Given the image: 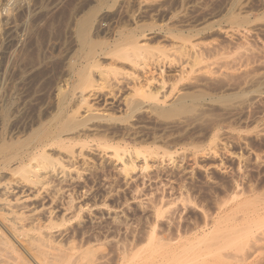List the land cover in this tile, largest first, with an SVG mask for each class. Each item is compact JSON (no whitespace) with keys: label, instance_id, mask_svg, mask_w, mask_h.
Masks as SVG:
<instances>
[{"label":"rangeland","instance_id":"374dc122","mask_svg":"<svg viewBox=\"0 0 264 264\" xmlns=\"http://www.w3.org/2000/svg\"><path fill=\"white\" fill-rule=\"evenodd\" d=\"M23 1L0 31V229L34 209L24 233L75 264H264V0Z\"/></svg>","mask_w":264,"mask_h":264},{"label":"bare ground","instance_id":"6f19581e","mask_svg":"<svg viewBox=\"0 0 264 264\" xmlns=\"http://www.w3.org/2000/svg\"><path fill=\"white\" fill-rule=\"evenodd\" d=\"M4 1V0H3ZM23 0H5L4 1V3H3V5H1V7H0V11L1 10H4L5 12H6V14L5 15H2L1 13H0V31H6L5 29H9L12 25H11V11H14L15 9V7H19V5L20 6H22L23 7V5L25 6V4H26V6H27V3L25 2V1H23ZM27 1V0H26ZM25 2V4H23ZM21 3L23 4V5H21ZM30 5V4H29ZM31 6V5H30ZM41 7V6H40ZM24 8H26V7H24ZM27 8H28V6H27ZM26 8V9H27ZM30 8V7H29ZM14 9V10H13ZM17 9V8H16ZM25 9V10H26ZM33 9V8H32ZM15 12V11H14ZM28 12H30V10L28 9ZM23 15H25V13L23 12L22 13ZM21 14V15H22ZM14 15H16V17H18V15H17V13L16 14H14ZM13 15V16H14ZM20 15V16H21ZM16 17H14V18H16ZM23 17V16H22ZM19 18V17H18ZM22 18H20V20H21ZM28 19V18H27ZM27 19H26V21H27ZM23 20V19H22ZM15 21V20H14ZM17 21H19V20H17ZM20 22V21H19ZM40 22V21H39ZM16 23V22H15ZM25 23V22H24ZM29 23V22H28ZM14 24V23H13ZM17 24H19V23H17ZM16 24V25H17ZM15 25V24H14ZM15 25V26H16ZM20 25H22V24H20ZM25 26V25H24ZM24 26H23V28H24ZM13 28H14V26H13ZM18 29V28H17ZM12 30V29H11ZM10 30V31H11ZM15 30H16V28H15ZM20 30V29H19ZM21 30H22V28H21ZM32 30H33V28H32ZM31 30V31H32ZM18 31V30H17ZM22 31H24V30H22ZM14 32V31H13ZM12 31H11V36H13L12 35V33H13ZM20 32V31H19ZM3 33V32H2ZM18 33V32H17ZM32 33V32H31ZM20 34V33H19ZM4 35H5V32H4ZM3 35V36H4ZM9 35V34H8ZM31 35V34H30ZM0 36H1V34H0ZM15 36H16V34H15ZM18 36V35H17ZM2 37V36H1ZM4 38V37H3ZM7 38H8V36H7ZM11 38V37H10ZM9 38V39H10ZM12 38H16V37H12ZM11 38V39H12ZM30 38V37H29ZM8 39V40H9ZM2 40V39H1ZM13 40V39H12ZM20 40V39H19ZM228 40V39H227ZM22 41V40H21ZM229 42V41H228ZM11 43V42H10ZM236 43V42H235ZM234 43V44H235ZM25 44V43H24ZM136 44V43H135ZM232 44V43H231ZM136 45H138V47L136 46ZM135 45V47L136 48H139V49H141V48H143V47H146V45L144 46V44H141V43H137ZM227 46H229V45H227ZM233 47V46H232ZM195 47L193 46L192 47V49H194ZM203 49V48H202ZM215 49H216V51H217V48L215 47ZM214 49V50H215ZM246 49V48H245ZM244 49V50H245ZM249 49V48H248ZM194 50H196V48L194 49ZM205 50V49H204ZM208 50V49H207ZM251 50V49H250ZM249 50V53H251L252 51H250ZM199 51V50H198ZM241 51H243V50H241ZM189 52V51H188ZM188 52H186V54L188 53ZM192 52H193V50H192ZM192 52H190V53H192ZM246 52H248L247 50H246ZM194 53V52H193ZM197 53V52H196ZM199 53V52H198ZM202 53V52H201ZM204 53V52H203ZM206 53V52H205ZM242 53V52H241ZM240 53V54H241ZM183 54H185V53H182V55ZM185 54V55H186ZM200 54V53H199ZM198 54V55H199ZM247 54V53H246ZM254 54V53H253ZM181 55V54H180ZM184 55V58H186V57H188V56H190V55H192V56H194L195 54H190V55H186L185 56ZM204 55V54H203ZM243 55V54H242ZM241 55V56H242ZM197 56V55H196ZM240 56V55H239ZM182 57V56H181ZM180 57V58H181ZM202 58H204V57H202ZM188 59L189 58H187V62H188ZM191 59V58H190ZM189 59V60H190ZM196 59V58H195ZM183 60V59H182ZM185 60V59H184ZM183 60V61H184ZM179 61V60H178ZM193 61V62H192ZM192 61H190L191 63H193L194 64V58L192 59ZM197 61H198V59H197ZM196 60H195V62H197ZM205 61H206V59H205ZM216 61V60H215ZM220 61V60H219ZM224 61V60H223ZM218 62V61H217ZM216 62V63H217ZM222 62V61H221ZM225 62H227L226 60H225ZM233 62H237V61H233ZM233 62H230V63H228V67H229V65L230 64H232ZM180 63V62H179ZM190 63V64H191ZM204 62H203V60H202V62H198L196 65H197V68L195 67H190V66H188L189 68H186V66L184 67L183 65V67H181V68H179L176 72H178V78H177V76H174V78L176 77L177 79H170L171 81L173 80H177V82L179 81V80H182L183 79V77H189V75L190 74H193L194 73V75L195 74H197V73H195V72H198L199 70H201V68L203 67V66H205V64H203ZM205 63H207V62H205ZM210 63V62H209ZM208 63V64H209ZM212 63V62H211ZM214 63V62H213ZM212 63V64H213ZM224 62H222V64H223ZM155 64V63H154ZM153 64V65H154ZM181 64V63H180ZM187 64H189V63H187ZM189 64V65H190ZM220 64V63H219ZM207 65V64H206ZM210 66H211V64H209ZM209 65H207V68H205V69H208V66ZM214 65H217V64H213L211 67L213 68V66ZM225 65V64H224ZM233 65V64H232ZM234 66V65H233ZM235 66H237V65H235ZM155 67V66H154ZM177 67V66H176ZM206 67V66H205ZM217 67H219V65H217ZM175 68V67H174ZM212 68H210V69H212ZM215 68V67H214ZM223 67H221V69H222ZM226 68V65L224 66V69ZM231 69H233L232 67H230ZM237 68H239V66L237 67ZM221 69H219V70H221ZM227 69V68H226ZM161 70H162V68H161ZM203 70V69H202ZM228 70V69H227ZM227 70H226V72H227ZM230 70V69H229ZM228 70V71H229ZM234 70H235V68H234ZM156 71V70H155ZM154 71V72H155ZM159 71V70H158ZM204 72H206V70H203ZM209 71V70H208ZM207 71V72H208ZM211 71V70H210ZM214 72L216 71V68H215V70H213ZM225 71V70H224ZM161 73H162V71H160ZM170 72V71H169ZM171 72H173V71H171ZM175 72V73H176ZM200 72V71H199ZM219 72V71H218ZM221 72H222V70H221ZM230 72V74H231V71H229ZM146 73H149L148 71H145L144 72V74L143 75H141L142 76V78L143 79H147V81H149V77H148V75L146 74ZM150 73H153V72H150ZM201 73V72H200ZM212 73V72H211ZM220 73V72H219ZM146 74V75H145ZM169 74H172V73H169ZM201 74H203V73H201ZM207 74V73H206ZM222 74V73H221ZM220 74V75H221ZM224 74V73H223ZM225 74H227V73H225ZM136 75V74H135ZM161 75V74H160ZM159 75V76H160ZM173 75H174V73H173ZM173 75H172V77H173ZM176 75V74H175ZM208 75H209V72H208ZM213 75H215V74H213ZM216 75H217V72H216ZM219 75V74H218ZM228 75H229V73H228ZM171 76V75H170ZM193 76V75H192ZM195 76H198V75H195ZM207 76V75H206ZM223 76V75H222ZM221 76V77H222ZM134 77V76H133ZM138 77V78H137ZM136 77V79H138V81L140 82V77L139 76H137ZM167 77V76H166ZM211 77H212V75H211ZM211 77H209L208 76V78H211ZM214 77H216V76H214ZM219 78V77H218ZM217 78V79H218ZM142 79V82L143 81H145L146 82V80H143ZM156 79H157V77H156ZM187 79V78H186ZM192 79H194L193 77H192ZM196 79V78H195ZM198 79V78H197ZM196 79V80H197ZM211 79H213V78H211ZM216 79V78H215ZM223 79V78H222ZM224 79H226V78H224ZM224 79H223V81H224ZM151 80V79H150ZM152 80H154L153 78H152ZM169 80V79H168ZM184 80V79H183ZM199 80H202V76H201V79H199ZM198 80V81H199ZM210 80V79H209ZM208 80V81H209ZM214 80V79H213ZM137 81V82H138ZM159 81V83H160V85H159V89H160V91L161 90H163L164 91V89H165V91H164V94H162L163 95V97L162 98H160V96L158 97V93H160V92H158V90H156L155 89V91H157V92H153L152 90H150L151 92H149L150 93V95H149V93H148V91H147V94H145V95H143V97L144 96H146V95H148V96H155V100L154 101H156L158 104H159V101L160 102H164L165 101V98H166V96L168 97L170 94H171V91L172 90H168V84H167V87L165 86L166 84H165V81H164V77L161 79V80H158ZM173 81H172V84H170V85H172V87L175 85V84H173ZM174 81V82H175ZM188 81H190L191 82V80L189 79ZM187 81V82H188ZM203 81V80H202ZM204 81H205V79H204ZM207 81V80H206ZM212 81V80H211ZM136 82V81H135ZM138 82V83H139ZM141 82V83H142ZM181 82V81H180ZM193 82V81H192ZM195 82V81H194ZM140 83V84H141ZM149 84L151 83V81L150 82H148ZM184 83H185V81H184ZM197 83V82H196ZM206 82H204V84H205ZM209 83V82H208ZM146 84V83H145ZM158 84V83H157ZM188 84H189V82H188ZM187 84V85H188ZM191 84V83H190ZM195 84V83H194ZM199 84V83H198ZM201 84V83H200ZM211 84H212V82H211ZM135 85V84H134ZM138 85V84H137ZM136 85V86H137ZM192 85H193V83H192ZM147 87L149 86V85H146ZM138 87H140V86H138ZM141 87H142V85H141ZM171 87V88H172ZM189 87H191V86H189ZM195 87V86H194ZM155 88V87H154ZM158 88V87H157ZM205 88V87H204ZM170 89V88H169ZM176 89V88H175ZM179 89V88H178ZM194 89H197V88H194ZM146 90V89H145ZM183 90H185V88L183 89ZM162 91V92H163ZM188 91V90H187ZM173 92H174V89H173ZM184 92V91H183ZM186 92V91H185ZM142 93V92H141ZM145 93V92H144ZM155 93H157V94H155ZM143 94V93H142ZM152 94V95H151ZM183 94V93H182ZM175 95V94H174ZM184 95V94H183ZM153 96L151 97V100L153 101ZM180 96V95H179ZM185 96V95H184ZM141 97H142V95H141ZM183 97V96H182ZM100 98V97H99ZM110 98V97H109ZM144 98H147V96L146 97H144ZM170 98V97H169ZM173 98V97H172ZM171 98V99H172ZM176 98V97H175ZM148 99V98H147ZM146 99V100H147ZM105 100V99H104ZM103 100V101H104ZM108 99L106 98V101H107ZM138 100V99H137ZM140 100V99H139ZM141 100H143L142 98H141ZM140 100V101H141ZM180 100V99H179ZM82 101H84V100H82ZM114 101V100H113ZM144 101V100H143ZM148 101V100H147ZM149 101H150V98H149ZM87 102V101H86ZM115 102H117V101H115ZM120 102V101H119ZM131 102V101H130ZM138 102V101H137ZM136 102V104L135 105H137L138 103ZM142 102V101H141ZM140 102V103H141ZM165 102H168V101H165ZM164 102V104H169V103H165ZM175 102H177V101H175ZM175 102H174V104H175ZM104 103H106L105 101H104ZM103 103V104H104ZM109 104H112V102H108ZM144 103H146V101L144 102ZM161 103V104H162ZM122 104V103H121ZM143 104V102L141 103V104H138L137 106H139V105H142ZM148 104V103H147ZM146 104V105H147ZM151 104H153V103H151ZM150 104V105H151ZM157 104V105H158ZM173 104V105H174ZM108 105V104H107ZM134 105V104H133ZM133 105H132V107H133ZM134 105V106H135ZM149 105V106H150ZM154 105H155V103H154ZM104 106V105H103ZM108 106H110V105H108ZM119 106V105H118ZM143 106V105H142ZM171 106V105H170ZM111 107V106H110ZM115 107H117V106H115ZM136 107V106H135ZM134 107V108H135ZM153 107V106H152ZM161 107V106H160ZM88 108H89V106H88ZM87 108V109H88ZM91 108V107H90ZM137 108H139V107H137ZM155 108V107H154ZM159 108V107H158ZM158 108H155V109H158ZM164 108V107H163ZM92 109V108H91ZM160 109V108H159ZM162 109V108H161ZM160 109V110H161ZM165 109V108H164ZM163 109V110H164ZM90 109H88V111H89ZM88 111H87V113H88ZM92 111H94V110H92ZM91 111V112H92ZM97 111V110H96ZM98 112V111H97ZM91 114V113H90ZM94 114L95 113H93V116H94ZM98 113H96L95 115H97ZM87 115V114H86ZM93 116H92V118H93ZM99 116V115H98ZM102 116V115H101ZM90 117H91V115H90ZM89 117V118H90ZM96 117V116H95ZM94 117V118H95ZM103 117V116H102ZM100 118V117H99ZM63 126H64V124H63ZM95 126V125H94ZM61 127V126H60ZM59 127V128H60ZM55 129V128H54ZM53 129V130H54ZM61 129H63V127H61ZM53 130H52V132H53ZM59 130L60 129H58V132H59ZM64 131V130H63ZM67 131V130H66ZM49 132V131H48ZM57 132V133H58ZM60 132H62L61 130H60ZM59 132V133H60ZM105 132V131H104ZM54 133H56V131L54 132ZM57 133H56V135H57ZM63 133V132H62ZM62 133H60L59 135H61ZM50 135H53V133L51 134V133H49ZM100 134V133H99ZM103 134V133H102ZM109 134V133H108ZM118 134H119V132H118ZM104 135V134H103ZM46 136V135H45ZM105 136V135H104ZM108 136V135H107ZM122 136H123V134H122ZM47 137V136H46ZM56 137V136H55ZM59 137H61V136H59ZM62 137H63V135H62ZM50 138V137H49ZM52 138V137H51ZM50 138V139H51ZM53 140H55V138H52ZM46 140V139H45ZM57 140V139H56ZM58 140H59V138H58ZM51 141V140H50ZM38 142V141H37ZM36 142V143H37ZM56 142V141H55ZM61 142V141H60ZM41 143V142H40ZM53 143V142H52ZM59 143V142H58ZM57 143V144H58ZM42 145L40 146L41 148H43L45 145H48V142H47V144H43V143H41ZM52 145V144H51ZM106 145V144H105ZM35 146V145H34ZM39 147V148H40ZM50 147V146H49ZM111 147V146H110ZM119 147H121V146H119ZM122 147H124V146H122ZM40 148V149H41ZM46 148V147H45ZM44 148V149H45ZM112 148H113V145H112ZM114 148L115 149H113V150H118V145H117V148L115 147V145H114ZM35 149V148H34ZM44 149H41L42 150V152H41V154L40 155H42V157L47 153H45V151H44ZM120 149H122L123 151H124V148H119V150ZM38 150V149H37ZM119 150H118V152H119ZM33 151H35V150H33ZM116 151H114V155H115V153H116V155H117V152ZM137 154L136 155H138L139 153V151H135ZM149 152V151H148ZM124 153V152H123ZM29 154V153H28ZM33 154H36V156L38 155V157H39V153L38 152H36V153H34L33 152ZM150 154H152V153H149L148 155H150ZM144 156V158H145V154H143ZM30 156H31V154H30ZM35 156V155H34ZM34 156H31L32 158L34 157ZM48 156V155H47ZM118 156H119V154H118ZM147 156V155H146ZM45 157V156H44ZM30 158V157H29ZM155 158V157H154ZM33 159H35V157L33 158ZM42 159L44 160L45 158H39V160H41L42 161ZM31 160V159H30ZM37 161V160H36ZM41 161H39V164L37 163V165H33V166H40V162ZM145 161V160H144ZM46 162V161H45ZM29 163L30 162H28V166H29ZM44 162H42V164H43ZM41 164V167L43 166ZM47 164V163H46ZM46 164H44L45 166H46ZM32 165V164H31ZM32 166V167H33ZM21 167L23 168V165H21L20 166V168L19 169H21ZM24 167H26V164L24 165ZM30 167V166H29ZM29 167H28V169H29ZM34 168H37V167H34ZM33 170V168H30V170H28L27 172H30V173H33L36 177H37V180H34L35 179V176H34V178L32 177V179L35 181V182H39V181H42L43 179L42 178H40L41 176L39 175H37V169L36 170ZM23 170V169H22ZM42 170V169H41ZM45 170V169H44ZM25 171H26V169H25ZM38 171H40V170H38ZM48 171V170H47ZM41 172L42 171H40V174H41ZM60 172V171H59ZM61 172H62V170H61ZM29 173V174H30ZM45 173V171L43 172V174ZM50 173H51V171H50ZM49 173V174H50ZM24 174H25V172H24ZM23 174V175H24ZM28 173H27V175H29ZM43 174H41V175H43ZM46 174H48V173H45V176H47ZM48 174V175H49ZM53 174V173H52ZM26 174H25V176H27ZM128 176V175H127ZM31 176H29V178H30ZM26 178V177H25ZM39 178L40 179H42V180H39ZM45 178V177H44ZM46 178H48V176L46 177ZM50 178V177H49ZM127 178V177H126ZM132 178V177H131ZM31 179V178H30ZM31 179V180H32ZM136 179V178H135ZM29 180V179H28ZM30 180V181H31ZM32 180V181H33ZM45 180V179H44ZM44 180L42 181V182H44ZM47 180V179H46ZM33 181V182H34ZM134 181V180H133ZM34 182V183H35ZM33 183V184H34ZM47 183V182H46ZM38 185H40V184H38ZM41 185H43V184H41ZM41 185H40V190L42 189L41 188ZM35 186V185H34ZM36 187V186H35ZM37 188V187H36ZM38 188H39V186H38ZM37 188V189H38ZM30 189V188H29ZM36 189V190H37ZM30 190H32V189H30ZM33 191V190H32ZM38 192H39V190H37ZM38 192H36V193H38ZM35 193V194H36ZM182 194V193H181ZM34 196V195H33ZM39 196V195H38ZM26 200H28V195H25V196H23V197H21V198H18V199H16V201H20V202H24V201H26ZM8 205H11V203H8ZM67 206H69V205H67ZM13 207V206H12ZM66 207V206H65ZM10 208V210H12L11 209V207H9ZM69 208V207H68ZM41 209V208H40ZM67 209V208H66ZM7 210H9V209H7ZM39 210V209H38ZM49 210V209H48ZM52 209H50V211H51ZM68 210V209H67ZM66 210V211H67ZM47 211V210H46ZM54 211V210H53ZM176 211V210H175ZM18 212V211H17ZM41 212V211H40ZM12 213H13V211H12ZM20 213V212H19ZM45 213V212H44ZM36 214H37V212H35V210L33 209V211H31V212H27V213H25L24 214V212L22 211V213H20V214H17L16 216H15V218H9V217H7L6 215L5 216H3L2 215V217H3V221H2V219H1V224L3 223V229L1 228L0 229V264H75L76 263V259L78 258V256H77V254H75V251H73L74 249H73V246H71L72 245V243H71V247L72 248H68V249H63L62 247H60V246H55V245H52L51 243L53 242V240L51 241V243H50V238L51 237H53V236H49V234L48 235H46V234H43L42 232H43V230H41L40 229V231L37 229L36 230V228H30V230H26L27 232H29V233H27V232H25L24 233V231H23V229H24V225L26 226V224L29 222V224L31 225V223L36 219L35 218V216H36ZM39 214V213H38ZM42 214V213H41ZM48 214H49V212H48ZM51 214V213H50ZM50 214H49V216H50ZM64 214V213H63ZM45 215V214H44ZM38 216V215H37ZM53 216H55V215H53ZM42 217H44V216H42ZM41 217V218H42ZM47 217V216H46ZM109 217V216H108ZM37 219H39V217L37 218ZM47 219V218H46ZM51 220V219H50ZM50 220H48L49 222H50ZM116 220V219H115ZM28 221V222H27ZM30 221H32L31 223H30ZM27 222V223H26ZM35 222V221H34ZM37 222H40V221H37ZM45 222V221H44ZM48 222V223H49ZM41 223V222H40ZM33 224V223H32ZM39 224V223H38ZM34 225H36V222H35V224ZM40 226H41V224H39ZM36 226H38V225H36ZM46 226V225H45ZM27 227V226H26ZM47 227V226H46ZM45 228V227H44ZM112 228V227H111ZM48 229V228H47ZM51 230H52V228H51ZM127 230V229H126ZM31 231V232H30ZM42 231V232H41ZM46 231H48V230H46ZM45 232V231H44ZM49 232V231H48ZM52 232V231H51ZM51 232H49V233H51ZM100 232V231H99ZM90 233V232H89ZM59 235V234H58ZM83 235V234H82ZM95 235V234H94ZM108 235V234H107ZM76 236V235H75ZM153 236V235H152ZM151 236V238L152 239H156L155 237L153 238ZM10 237H11V239H10ZM55 237V236H54ZM53 237V238H54ZM83 237V236H82ZM58 238H59V236H58ZM73 238H75V237H73ZM98 238V237H97ZM150 238V239H151ZM55 239V238H54ZM57 239V238H56ZM62 239V238H61ZM60 239V240H61ZM104 239V238H103ZM151 239V240H152ZM13 240V241H12ZM73 240V239H72ZM84 240V239H83ZM89 240V239H88ZM87 240V241H88ZM158 240V239H157ZM55 242H56V240H54ZM67 241H68V239H67ZM86 241V240H85ZM84 241V242H85ZM96 241V240H95ZM150 241V240H149ZM152 241H154V240H152ZM151 241V242H152ZM14 242L15 243H17L16 245L17 246H19V248H17V246L14 244ZM63 242H64V240H63ZM69 242H72L71 240H69ZM69 242H66V244H68ZM74 242H76V241H73V243ZM157 242V241H156ZM156 242H154V243H156ZM58 243H59V241H58ZM79 243V245L80 244H82V243H80V242H78ZM55 244V243H54ZM65 244V243H64ZM70 244V243H69ZM75 244V243H74ZM91 244V243H90ZM78 245V244H77ZM77 245H76V248H77ZM92 245V244H91ZM70 246H68V247H70ZM82 246V245H81ZM85 246V245H84ZM87 246V245H86ZM89 246V245H88ZM94 246V245H93ZM93 246H92V248H93ZM79 247V246H78ZM21 248V249H20ZM76 248H75V250H76ZM82 247H80V249H81ZM89 248H91V247H89ZM19 249L20 250H24L26 253H21L20 251H19ZM73 249V250H72ZM78 249V248H77ZM80 249L77 251L78 252V254H79V252L81 253L82 251H80ZM83 249V251H84V249L86 250V247L85 248H82ZM81 249V250H82ZM87 250H89V249H87ZM86 250V251H87ZM85 252V251H84ZM83 252V253H84ZM89 252H91V251H89ZM93 254H94V249H93ZM124 253V252H123ZM24 254H27V256H24ZM82 254V253H81ZM85 255L86 256H89V255H87V253L85 252ZM90 255H92L91 253H90ZM82 256H83V254H82ZM93 256V255H92ZM92 256H90V257H87L88 258V260H91V259H89V258H92ZM83 258V259H82ZM84 256L83 257H80V261L79 262H81V260L83 261L84 260ZM87 258H85V260L84 261H87ZM98 258V257H97ZM103 258H105V257H103ZM79 262H77V264H79ZM88 262V261H87Z\"/></svg>","mask_w":264,"mask_h":264}]
</instances>
